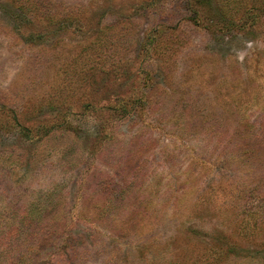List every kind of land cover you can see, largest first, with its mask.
Here are the masks:
<instances>
[{"label":"rangeland","instance_id":"1","mask_svg":"<svg viewBox=\"0 0 264 264\" xmlns=\"http://www.w3.org/2000/svg\"><path fill=\"white\" fill-rule=\"evenodd\" d=\"M0 264H264V0H0Z\"/></svg>","mask_w":264,"mask_h":264}]
</instances>
